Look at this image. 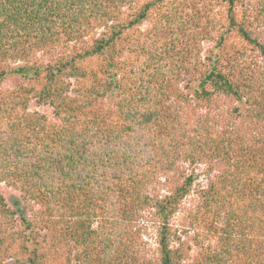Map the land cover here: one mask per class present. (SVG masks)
<instances>
[{
	"label": "trees",
	"instance_id": "trees-1",
	"mask_svg": "<svg viewBox=\"0 0 264 264\" xmlns=\"http://www.w3.org/2000/svg\"><path fill=\"white\" fill-rule=\"evenodd\" d=\"M1 182L0 264H264V0H0Z\"/></svg>",
	"mask_w": 264,
	"mask_h": 264
},
{
	"label": "rangeland",
	"instance_id": "rangeland-1",
	"mask_svg": "<svg viewBox=\"0 0 264 264\" xmlns=\"http://www.w3.org/2000/svg\"><path fill=\"white\" fill-rule=\"evenodd\" d=\"M39 56H41L40 58L42 59H47L45 56H42L41 54H39ZM4 66L6 68H9L6 65ZM19 80L20 78L18 75L9 76L6 79V81H4L3 86H7V87L11 86L14 82H17ZM31 108H37L40 111L49 113L48 107H44V106L36 107L32 105ZM185 170L187 173L193 171L198 176L194 182V187H193L194 190H196V188L199 185L204 183L205 177L201 173V170H202L201 166H195L192 168L191 166L186 165ZM0 193L4 196L5 200L12 208H18L19 206H22L23 202L21 198V192L20 190L17 189V187L1 182L0 183ZM193 198H194V193H191L190 196H188L184 200L183 204L180 206L179 211L175 214L172 220V225H173L172 232L174 233L172 246L174 248L180 247V255L183 261H189L195 255V252H196V249L194 248L193 243H192L191 231H187V233L183 234L184 230L182 227L186 212L188 208L191 206ZM17 201L20 202L19 205L15 204V202ZM144 223L146 224L147 222L144 220ZM146 225H147L146 228H144L143 239L145 241V248H146L147 254H150V250H152V248L155 246V240H154L155 236H154L153 225L151 226V222H148V224Z\"/></svg>",
	"mask_w": 264,
	"mask_h": 264
}]
</instances>
